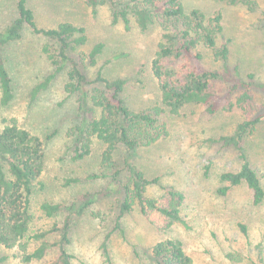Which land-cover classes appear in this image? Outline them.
I'll return each mask as SVG.
<instances>
[{"label": "rangeland", "instance_id": "rangeland-1", "mask_svg": "<svg viewBox=\"0 0 264 264\" xmlns=\"http://www.w3.org/2000/svg\"><path fill=\"white\" fill-rule=\"evenodd\" d=\"M181 1L188 11L198 8L206 15L221 12L223 16L224 30L217 38V45L228 40L230 74H225L222 63L214 58L211 50L203 49L205 67L224 73L218 83L219 93L227 92L229 83L236 79V71L242 81L254 84L252 103L258 107L254 115L259 114L260 120L245 136L243 145L264 188V0H255L259 6L257 12L227 0ZM27 2L39 26L54 27L69 21L85 27L87 43L76 47L73 55L86 54L97 42L104 44L96 66L86 68L91 79L99 67L107 79H124L121 96L134 111L161 105L156 78L151 71L161 35L157 25L140 31L131 18V28L126 30L121 22H112L109 5L93 13L85 0ZM16 16L15 0H0V32ZM44 45H48L51 52L57 50L53 41L34 35L24 26L20 39L0 47V56L7 65L14 90L10 104H0V117H15L21 127L43 140L44 169L39 178L41 186L35 184L31 197L34 213L31 230L63 224L67 211L48 217L39 209L43 201L66 206L83 195L99 193L83 214L70 216L67 250L73 256L71 264H104L99 245L118 214L123 195L118 189L102 193L109 183L108 176L89 178L92 173L102 175L113 171L101 165L105 147L101 141L93 140L87 157L72 158L79 120L75 98L64 90L68 68L65 66L55 73L43 51ZM51 74L54 76L33 95L34 88L46 83ZM98 114L99 110L95 112L96 116ZM243 118L239 109L208 114L199 104L185 106L178 115L161 117L167 125V135L141 147L132 158L148 179L159 180L160 185L147 186V196H159L162 185L174 186L183 192L185 200L181 211L190 227L176 224L165 232L157 231L135 207L122 218L125 237L113 233L109 240L115 264H154L150 255L152 245L168 237L181 239L195 264H235L226 257L230 251L244 255L238 264H264V199L254 206L251 191L245 185L232 187L227 194L220 195L217 192L219 174L223 170H236L239 159L233 148L224 147L220 142H207L209 138L230 134ZM123 158L124 151L117 149L114 159L119 165L123 164ZM125 174L126 171L122 176ZM76 177L79 178L77 182H67ZM240 223L246 225L248 236L241 232ZM58 235L51 234L48 239L55 241ZM37 245V241H29L30 250ZM0 256L6 257L0 264H55L58 250L54 247L41 259L23 262L17 247L0 245Z\"/></svg>", "mask_w": 264, "mask_h": 264}, {"label": "trees", "instance_id": "trees-1", "mask_svg": "<svg viewBox=\"0 0 264 264\" xmlns=\"http://www.w3.org/2000/svg\"><path fill=\"white\" fill-rule=\"evenodd\" d=\"M227 2L241 3L251 12L259 10L255 0ZM85 3L93 13L109 5L112 22H121L126 30L131 28V18L140 31L157 25L161 35L151 62V71L156 78L160 106L142 111L132 110L121 96L126 81L120 78L107 79L101 67L91 79L86 68L96 66L104 44L97 42L86 54L73 55L72 51L76 47L87 43L85 27L69 21L60 22L54 27L39 26L27 0H15L17 16L0 32V47L20 39L24 26H27L34 35L44 36L57 46L54 52L48 45L43 46L55 73L65 66L68 68L64 90L75 98L79 120L72 158L81 160L87 157L91 153L93 140L101 141L105 146L101 165L113 171L102 175L92 173L89 178L108 176L109 183L102 193L118 189L123 195L118 214L99 245L103 263L115 264L110 254L109 240L113 233L125 237L122 218L135 207L157 231L165 232L176 224L190 227L181 211L185 200L183 192L174 186L162 185L159 196H147V186L160 185L159 180L148 179L132 158L141 147L149 146L167 135V125L160 120L164 114L178 115L189 104L203 106L208 114L233 109L242 112L243 120L236 124L230 134L207 139L210 144L220 142L224 147L233 148L239 159L236 170H223L219 174L217 192L225 195L232 187L245 185L251 191L252 204H261L264 188L247 159L243 145L245 136L260 120L259 114L254 115L258 110L252 103L254 84L252 81H242L236 71V79L229 83L227 92L221 95L218 83L224 78V73L205 67L203 61V49L211 50L214 58L222 63L225 74H230L227 63L230 53L228 40L217 45V38L224 30L221 12L206 15L198 8L188 11L181 0H85ZM53 76L51 74L46 83L36 86L33 95ZM13 98L12 78L0 56V104L7 106ZM97 110L99 114L96 116ZM0 123V245L5 248L17 247L23 262L41 259L56 247L58 256L55 264H71L73 256L67 250L70 244V216L83 214L99 193L83 195L66 206L43 201L39 209L44 215L50 217L65 210L67 214L62 226L53 224L47 229L32 231L34 213L31 197L35 184L41 186L42 183L39 178L44 169L43 140L21 127L15 117L2 116ZM117 149L124 151L122 165L114 159ZM124 171L126 174L123 177ZM78 179H68L67 182H77ZM239 227L243 235L248 236L246 225L240 223ZM54 233H59L58 239L50 241L48 236ZM31 239L38 242L32 250L29 249ZM150 255L154 264H195L185 251L182 240L175 237L155 242ZM226 257L235 264L244 259V255L238 251L227 252ZM5 258L0 256V263Z\"/></svg>", "mask_w": 264, "mask_h": 264}]
</instances>
